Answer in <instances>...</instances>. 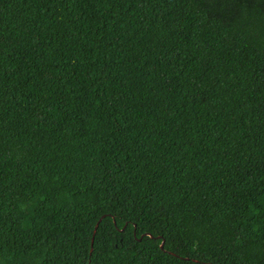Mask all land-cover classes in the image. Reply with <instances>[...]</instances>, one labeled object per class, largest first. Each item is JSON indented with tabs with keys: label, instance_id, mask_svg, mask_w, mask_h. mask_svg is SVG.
<instances>
[{
	"label": "trees",
	"instance_id": "16d2710c",
	"mask_svg": "<svg viewBox=\"0 0 264 264\" xmlns=\"http://www.w3.org/2000/svg\"><path fill=\"white\" fill-rule=\"evenodd\" d=\"M0 264H264V0H0Z\"/></svg>",
	"mask_w": 264,
	"mask_h": 264
},
{
	"label": "water",
	"instance_id": "95a60500",
	"mask_svg": "<svg viewBox=\"0 0 264 264\" xmlns=\"http://www.w3.org/2000/svg\"><path fill=\"white\" fill-rule=\"evenodd\" d=\"M97 229H98V225H96V227H95V229H94V234H93V237H92L91 250H93V242H94V237H95V233H96ZM134 235L136 236V233H134ZM147 236L152 237L150 234L147 235ZM143 237H144V236H142V237L140 238V240H141ZM152 238H153V237H152ZM160 238H161V237H158L157 239H160ZM164 244H165V241L163 240L162 243H161V245H160V248H161V249L164 248Z\"/></svg>",
	"mask_w": 264,
	"mask_h": 264
}]
</instances>
